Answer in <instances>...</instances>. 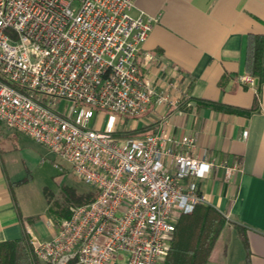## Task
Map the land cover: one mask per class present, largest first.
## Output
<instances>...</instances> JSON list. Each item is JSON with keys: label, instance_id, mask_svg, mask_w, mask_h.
Returning a JSON list of instances; mask_svg holds the SVG:
<instances>
[{"label": "built area", "instance_id": "1", "mask_svg": "<svg viewBox=\"0 0 264 264\" xmlns=\"http://www.w3.org/2000/svg\"><path fill=\"white\" fill-rule=\"evenodd\" d=\"M133 4L0 0V121L67 161L95 192L49 240L31 239L39 264H163L177 220L208 203L201 182L218 167L227 182L240 169L175 151L171 144L195 139H173L163 121L139 131L150 106L178 109L187 96L146 72L158 59L139 57L152 18L131 14ZM94 114L106 115L104 127L89 126Z\"/></svg>", "mask_w": 264, "mask_h": 264}, {"label": "crops", "instance_id": "2", "mask_svg": "<svg viewBox=\"0 0 264 264\" xmlns=\"http://www.w3.org/2000/svg\"><path fill=\"white\" fill-rule=\"evenodd\" d=\"M130 12L152 18L139 56L158 58L145 68L148 75L161 86L174 81L187 96L178 109L150 106L139 131L156 132L163 121L173 139H195L193 145L171 144L175 151L240 163L228 182L220 167L201 182L207 204L226 221L206 264H264V73L255 87L242 80L248 35L264 34V0H134ZM160 61L168 63L163 70ZM24 137L31 139L0 121V241L24 232L46 241L55 232L50 224L41 229L32 200H19L35 156Z\"/></svg>", "mask_w": 264, "mask_h": 264}, {"label": "trees", "instance_id": "3", "mask_svg": "<svg viewBox=\"0 0 264 264\" xmlns=\"http://www.w3.org/2000/svg\"><path fill=\"white\" fill-rule=\"evenodd\" d=\"M246 67L248 68L247 75L258 81L261 80L262 73H264V34L251 33L248 35ZM227 109L244 113L253 108L243 110L227 107ZM94 197V191L80 196L76 204L64 214V217L70 215L72 207L88 203ZM225 223L221 212L205 203L197 205L192 212L181 215L175 224L173 237L163 264H206ZM240 237L247 251L246 238L241 234ZM0 264H39L33 255L31 238L27 232H24L21 238L0 241Z\"/></svg>", "mask_w": 264, "mask_h": 264}, {"label": "rangeland", "instance_id": "4", "mask_svg": "<svg viewBox=\"0 0 264 264\" xmlns=\"http://www.w3.org/2000/svg\"><path fill=\"white\" fill-rule=\"evenodd\" d=\"M105 123L106 115L94 114L89 126L104 127ZM128 123L129 121L125 124L126 127ZM120 128L124 127L120 126ZM24 138V143L30 145L35 156L31 165L30 182L17 190L19 200L21 205L24 200H32L30 209L36 215L41 229L50 230L48 226L55 227L69 208L76 204L79 197L94 191V188L77 178L72 173L70 164L46 146L27 137ZM14 155L18 157L17 154Z\"/></svg>", "mask_w": 264, "mask_h": 264}]
</instances>
